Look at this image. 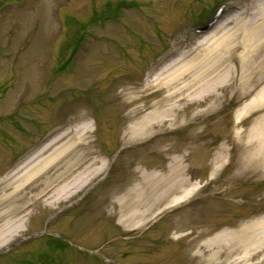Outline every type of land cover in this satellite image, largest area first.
I'll return each instance as SVG.
<instances>
[{"label": "rangeland", "instance_id": "374dc122", "mask_svg": "<svg viewBox=\"0 0 264 264\" xmlns=\"http://www.w3.org/2000/svg\"><path fill=\"white\" fill-rule=\"evenodd\" d=\"M250 1L0 0V199L19 185L9 206L26 205L20 214L0 218V229L23 219L0 239V264H264V253L248 262L236 260L241 251L222 260L215 255L219 244L204 243L264 216V170L252 158L251 171H242L243 143L235 135L254 126L264 105L237 121L234 115L264 81L241 100L231 88L219 91L214 111L193 117L201 108L191 109L192 104L178 113L176 125L164 122L153 128V136L130 139V125L163 93L143 87L161 57L193 48L195 29L219 7L218 17L228 21ZM233 4L237 8L222 14ZM135 106L145 108L134 112ZM85 123L89 132L77 152H90L88 162L95 166L104 162L102 173L69 199L51 204L38 199L37 191L56 163L13 182L32 163L73 142L75 129ZM61 130L71 132L11 177ZM220 148L224 161L212 174ZM175 159L197 190L165 207L177 193L170 192L153 203L147 217L119 223L145 177L167 175ZM165 190L160 186L153 194ZM7 206L0 201V213Z\"/></svg>", "mask_w": 264, "mask_h": 264}, {"label": "bare ground", "instance_id": "6f19581e", "mask_svg": "<svg viewBox=\"0 0 264 264\" xmlns=\"http://www.w3.org/2000/svg\"><path fill=\"white\" fill-rule=\"evenodd\" d=\"M237 8L230 5L223 10ZM236 18L225 20L222 16L216 17L212 30L199 33L195 46L182 51L172 49L161 57V62L148 76L149 80L143 86L145 91L156 87L151 93L163 90L159 99L147 105L149 111L134 124L130 125V139H143L153 136L154 127L168 122V127L177 123L178 113L190 105L193 108H201L195 112L197 117L208 114L217 109L216 102L221 95L219 91L231 88L232 95L237 100L250 96L264 81V0H251L245 9L237 8ZM221 14V15H222ZM222 17V18H221ZM221 31V32H220ZM232 63V65H230ZM153 85V86H152ZM141 95L140 97H143ZM139 97V98H140ZM213 99V102L208 103ZM137 99L129 102L135 103ZM146 105V104H145ZM264 105V88L255 94L254 98L247 103L238 106L234 111L235 120L247 114L251 109ZM144 106L133 108V111L144 109ZM259 115V120L244 135L235 133L236 137L243 143L242 171L249 172V161L256 159V167L264 170V107ZM172 115V116H170ZM73 142L64 143L52 151L50 155L41 161L31 164V167L17 176L18 179H28L36 175L41 169L56 163L55 170L39 184L37 191L38 199L51 204L63 199H69L86 186L95 176L104 171L105 163L95 166L96 161H89L90 152L83 150L78 153L79 147L84 144L89 132V125L83 124L75 129ZM83 132L80 137L77 133ZM71 132V131H70ZM70 132L61 130L54 133L46 140V143L29 155L13 172L19 174L32 161L44 154L53 145L62 141ZM86 141L85 145H89ZM223 149H219L213 159L211 173L215 174L223 163ZM87 162V163H86ZM170 172L165 176H151L144 179L140 191L131 197L127 203L125 198L121 202L131 206V210H124L118 216L119 223L126 225L135 218L147 217L153 203L159 204L170 192H177L166 200L165 207L181 203L189 198L198 186L190 182V178L184 176L186 167L175 159L171 164ZM164 186V193L153 194L157 187ZM9 184L5 185L8 189ZM19 185L15 186L13 192L2 195L0 201L8 206L0 213V218L20 214L26 205H10ZM147 194V195H146ZM149 201H148V200ZM147 202L150 204L147 205ZM129 206V207H130ZM22 217L14 221H8L0 229V239L9 235L13 228L18 229L22 223ZM205 244L217 243L222 247L215 252L220 259L234 256L237 252L241 254L237 261H250L258 253H264V216L244 224L236 231H220L212 238L204 241ZM221 260V261H222Z\"/></svg>", "mask_w": 264, "mask_h": 264}]
</instances>
